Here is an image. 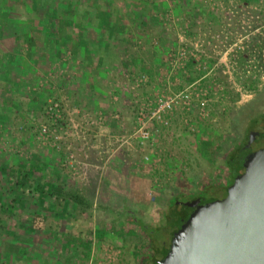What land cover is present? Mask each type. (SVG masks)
I'll list each match as a JSON object with an SVG mask.
<instances>
[{"label":"rangeland","instance_id":"1","mask_svg":"<svg viewBox=\"0 0 264 264\" xmlns=\"http://www.w3.org/2000/svg\"><path fill=\"white\" fill-rule=\"evenodd\" d=\"M91 15L124 33L109 37L99 101L95 91L71 89L74 70L62 63L74 64L75 46L89 42ZM175 94L139 142L133 130L155 99ZM259 110L264 0H0V164L64 174L90 204L89 214L76 213L79 234L28 244L0 230V264H140L146 233L131 217L167 243L168 198L226 178L227 150ZM216 184L200 194H218ZM11 210L0 212L5 221L17 215Z\"/></svg>","mask_w":264,"mask_h":264},{"label":"water","instance_id":"2","mask_svg":"<svg viewBox=\"0 0 264 264\" xmlns=\"http://www.w3.org/2000/svg\"><path fill=\"white\" fill-rule=\"evenodd\" d=\"M229 166L224 194L186 203L154 264H264V145Z\"/></svg>","mask_w":264,"mask_h":264},{"label":"crops","instance_id":"3","mask_svg":"<svg viewBox=\"0 0 264 264\" xmlns=\"http://www.w3.org/2000/svg\"><path fill=\"white\" fill-rule=\"evenodd\" d=\"M99 19H102V21L105 23L109 22V20H113L109 17L103 19L91 15V17H89V21L92 26L94 25V28H92V30L90 31L91 32L90 36L91 38L94 37L92 39L95 40L92 41L90 38L89 42L85 40L87 43L85 46L84 45L75 46V51L78 52V55L74 54V56H77V58H75V62H73L74 64H69L65 61H62V63L65 64L64 66H66V69L68 68L69 70L72 69L74 70V74H72L71 75L72 77L68 79V83L70 84L71 89L77 91L83 90V92L86 94L89 93V90L91 92L95 91L97 92L95 94L96 97L99 98L98 101L104 98V93L101 94V91L103 90V88H101L102 87L101 83H103L101 74L104 75V73L107 72L109 67L111 66L109 53L112 51V48L115 46L114 39L110 40L109 37L119 33V32H115L114 28L106 29L101 27L102 25L101 23L103 22H99ZM119 34H124V33L122 32ZM97 37L99 38L96 39ZM11 40H15V36L13 33H11ZM58 52H59L58 55H60L61 52L60 51ZM112 64H114V62H112ZM34 67H36L35 64ZM89 68L91 74H89L88 72ZM78 74L80 77L76 76ZM30 175L33 178L42 179L44 182L48 184L49 187H51L49 189L62 187V189L64 190H67L69 192H74L75 195H78L83 200V202H86L83 198V195L81 194L80 189L76 188L75 184H73L74 186H71L67 182V179L64 177L65 176L64 174L61 175L48 171L41 173L33 171L31 172ZM45 191L46 192L44 193L47 194V190ZM14 192L16 191H13V193ZM35 197L40 200L37 201L38 203L40 202V205L34 206L33 202L30 203V200H34ZM41 202H44V211H41L39 208L42 207ZM5 203L7 204L8 202ZM10 204H11V208L15 207V210H17V215H13V217H11L12 218L11 221H6L5 222L6 225L3 226L6 228L5 233L9 234L7 236L10 237V240L13 241L21 240L23 241V243L27 242L28 244H34L37 243L36 238L42 240V238H45L44 234H46L47 236V233L52 235L55 234L56 236L61 234L67 235L71 233V230H75V232L79 234L77 229L78 226L76 225V221H78L76 213L80 212L82 209L79 208L80 205L76 204L74 198L73 200H70L67 195H64V197L62 198L60 197L55 198L53 195H49V194H47L43 198H40L37 193L30 191L29 193H27L26 200L24 203L14 200V202L12 201ZM0 209L6 210L7 208L2 207ZM56 209L57 211H59L57 214L54 213ZM34 212H40L46 217L45 220H43L42 222V229L32 227L31 217ZM14 227L25 228L27 231L25 233L23 232L18 233L15 230H13ZM3 232L4 231L2 230V233Z\"/></svg>","mask_w":264,"mask_h":264},{"label":"trees","instance_id":"4","mask_svg":"<svg viewBox=\"0 0 264 264\" xmlns=\"http://www.w3.org/2000/svg\"><path fill=\"white\" fill-rule=\"evenodd\" d=\"M247 86L249 88H256V84L254 81H250L247 82ZM264 120V111L259 110L256 111L254 113H252L249 117H247L246 121L244 122V125L242 127V132H241V141L236 143L235 140L232 142L231 144V149L229 148L227 150V157H224V162H225V166L227 169V173H226V178H224L222 181H218L217 184L216 183H207V186H213V184H216L215 187L212 188H217V189H221V191L225 192V188L226 186L230 183L232 177L230 175V166H229V159L232 156V154L229 153V151H234L236 149H239L241 146H239L241 144V142L248 137L249 132H251L252 130L256 129V127L260 124V122ZM238 139V138H237ZM245 143V142H243ZM31 172H33L31 169L29 168H22L20 166H14V167H9L6 166L4 164H0V208L2 207H6L7 209H11V202L14 200L20 201L21 198H25V196L27 195V193H29L30 191L37 193L38 196L40 198H43L44 196H46L47 194L49 195H53L55 198H62L64 197V195H67L68 198L70 200H73L76 202V204L80 205L79 208H81V212H85L87 214H89V207L90 204L87 202H83V200L78 196L75 195L74 192H69L67 190L62 189V187L60 188H54V189H49L51 187L48 186V184L46 182H44L42 179H37V178H33L30 174ZM206 187H200L198 189V191L196 193H189L186 196L183 195L181 192H177L173 195H171L168 198L167 201V206L165 208V210L163 211V221L164 224L163 225H167L169 226V224H172L171 228H168V232H169V237L170 234L174 231L175 229V225L173 223L175 217L177 216L178 213H180L181 211H183L184 206L186 205V203H188L189 201H192L198 197H202L204 195H201L200 193L202 191H206L209 188ZM45 190H47V194H45L44 192H46ZM13 191H16L13 193ZM18 192V193H17ZM5 193H9V195H7V197H9L11 194V196L9 197V199L6 197L5 198ZM45 194V195H44ZM1 196L3 198H5L8 201V205L4 202V200L1 198ZM211 196V195H210ZM59 202V201H58ZM7 209H0V212H6ZM5 210V211H4ZM120 211H124L123 209H120ZM8 212H13V210L8 211ZM59 211H56L54 213H58ZM6 217V215L1 216L0 215V230H6L5 226L6 225V221L4 220ZM31 223H32V227L38 228V229H42V222L43 220H45V215H43L40 212H34L32 217H31ZM131 221L133 223H135L136 225H138V227L140 229H143L142 231L146 233V239H147V245H146V249L144 254L142 255L143 259L141 260V262H145L147 264L149 263H154L158 257L160 256V250L162 248L161 245H159L158 243H156L154 241V239L152 238V236L150 234H148V232H150L149 229L145 226L144 223H142V221H138L137 217H131ZM9 230V229H8ZM5 246V245H4ZM9 247V246H6ZM6 247H4V252L3 255L5 256V254H8L10 249H6ZM10 248V247H9ZM143 262V263H144Z\"/></svg>","mask_w":264,"mask_h":264},{"label":"built area","instance_id":"5","mask_svg":"<svg viewBox=\"0 0 264 264\" xmlns=\"http://www.w3.org/2000/svg\"><path fill=\"white\" fill-rule=\"evenodd\" d=\"M176 96L173 95V96H164L163 97H160L158 96L156 99H155V104L153 106V108L151 109V112H150V115L145 118L144 120H142L139 125L133 130V134H135V136H137L139 138V142H142L143 140L147 139L149 137V132H148V128L146 127V120L151 118L152 116H154V118L158 119V120H161L160 118V115L163 111L167 110V109H170L171 108V105L172 103L174 102V97ZM180 97H182L183 101L186 103V106L187 103L189 102L188 100V93H183ZM201 105L203 104V100L201 99L200 101ZM56 102H52L50 104H47V111L50 112L51 110L55 109L56 108ZM140 113V118L142 116V111L140 109L139 111ZM163 123H166L167 121L164 119L162 120Z\"/></svg>","mask_w":264,"mask_h":264},{"label":"flooded vegetation","instance_id":"6","mask_svg":"<svg viewBox=\"0 0 264 264\" xmlns=\"http://www.w3.org/2000/svg\"><path fill=\"white\" fill-rule=\"evenodd\" d=\"M259 132H263V134H261L260 136H257V133H259ZM242 135H240L239 137H238V139H236L235 140V142L236 143H238V142H240L241 141V137ZM243 142H245V143H243ZM262 145H264V120H262L261 122H260V124L256 127V129H254V130H252L251 132H249V134H248V137H246L242 142H241V144L239 145V146H241L239 149H236V150H234V151H229V153L230 154H232V156L230 157V159L229 160H231V159H233V158H235V157H237V155L239 154V152L242 150H245L246 148H248V149H251V150H253V149H256V148H258V147H260V146H262ZM230 149H231V147H230ZM228 155V154H227ZM227 155H226V157H227ZM230 168V167H229ZM230 170V169H229ZM227 173V169H226V171H225V173L224 174H226ZM218 194H216V195H211V196H217V197H221L222 195H223V192L221 191V189H219L218 190ZM183 211H181L180 213H182ZM180 213H178L177 214V216L180 214ZM171 226H172V224H169V226H167L166 225V227H167V229L168 228H171ZM169 238V237H168ZM168 243V242H167ZM167 243H164L163 245H162V247L163 246H165ZM143 259V257L141 256V260ZM141 260H140V264H147L146 263V261L143 263V262H141ZM149 264H154V263H149Z\"/></svg>","mask_w":264,"mask_h":264}]
</instances>
